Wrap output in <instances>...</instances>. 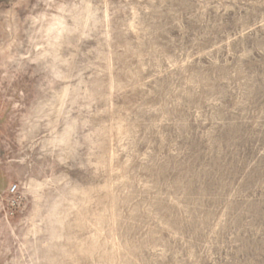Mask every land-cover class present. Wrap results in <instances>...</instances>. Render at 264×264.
<instances>
[{
  "label": "rangeland",
  "instance_id": "obj_1",
  "mask_svg": "<svg viewBox=\"0 0 264 264\" xmlns=\"http://www.w3.org/2000/svg\"><path fill=\"white\" fill-rule=\"evenodd\" d=\"M0 264H264V0H0Z\"/></svg>",
  "mask_w": 264,
  "mask_h": 264
},
{
  "label": "built area",
  "instance_id": "obj_2",
  "mask_svg": "<svg viewBox=\"0 0 264 264\" xmlns=\"http://www.w3.org/2000/svg\"><path fill=\"white\" fill-rule=\"evenodd\" d=\"M17 192V187L14 185L9 189V194L15 195Z\"/></svg>",
  "mask_w": 264,
  "mask_h": 264
}]
</instances>
